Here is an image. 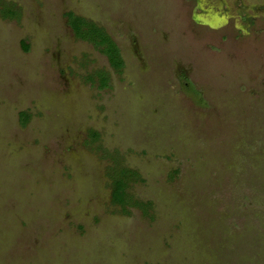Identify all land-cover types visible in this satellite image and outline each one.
Wrapping results in <instances>:
<instances>
[{
    "label": "rangeland",
    "instance_id": "rangeland-1",
    "mask_svg": "<svg viewBox=\"0 0 264 264\" xmlns=\"http://www.w3.org/2000/svg\"><path fill=\"white\" fill-rule=\"evenodd\" d=\"M0 264H264V0H0Z\"/></svg>",
    "mask_w": 264,
    "mask_h": 264
},
{
    "label": "trees",
    "instance_id": "trees-1",
    "mask_svg": "<svg viewBox=\"0 0 264 264\" xmlns=\"http://www.w3.org/2000/svg\"><path fill=\"white\" fill-rule=\"evenodd\" d=\"M68 26L73 34L82 41H87L92 44L101 54H103L110 65V67L117 73H121L124 68V62L121 58L120 50L113 39L106 33V31L98 25L90 22L80 16H76L72 12L65 15ZM100 88L108 87V78L106 74H98ZM23 125L29 120L27 113L20 115ZM96 132H89V142L93 144L98 139ZM111 181V201L113 205L119 206L122 210H127V207L136 205L130 203L133 198L129 195L128 189L131 183L140 180V175L137 171L125 167L113 168L112 173H109Z\"/></svg>",
    "mask_w": 264,
    "mask_h": 264
},
{
    "label": "water",
    "instance_id": "water-1",
    "mask_svg": "<svg viewBox=\"0 0 264 264\" xmlns=\"http://www.w3.org/2000/svg\"><path fill=\"white\" fill-rule=\"evenodd\" d=\"M195 21H196V22H199V19L195 17Z\"/></svg>",
    "mask_w": 264,
    "mask_h": 264
}]
</instances>
